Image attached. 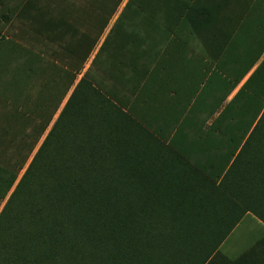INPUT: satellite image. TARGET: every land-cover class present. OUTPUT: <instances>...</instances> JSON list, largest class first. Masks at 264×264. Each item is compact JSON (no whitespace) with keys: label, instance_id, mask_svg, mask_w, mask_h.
<instances>
[{"label":"trees","instance_id":"trees-1","mask_svg":"<svg viewBox=\"0 0 264 264\" xmlns=\"http://www.w3.org/2000/svg\"><path fill=\"white\" fill-rule=\"evenodd\" d=\"M125 1L21 0L0 74V264H207L246 219L264 226V0ZM180 20L212 22L217 57L148 120L140 92Z\"/></svg>","mask_w":264,"mask_h":264},{"label":"crops","instance_id":"crops-1","mask_svg":"<svg viewBox=\"0 0 264 264\" xmlns=\"http://www.w3.org/2000/svg\"><path fill=\"white\" fill-rule=\"evenodd\" d=\"M220 1L196 0L200 7L210 11ZM20 6L21 0H0V74L9 72L11 59L19 57L14 52L19 51L16 45L21 44V23L16 17ZM262 15L264 18V8ZM161 38L165 50L161 64L158 65L156 57L145 91L140 92L147 103L139 113L148 120L163 119L164 112L159 109L162 100L170 105L185 104L200 84L198 75L212 71L209 70L212 69L211 60L210 67H204L202 59L217 57V30L212 22H170L163 28ZM13 66L16 71L20 70L19 60L14 61ZM249 223L246 219L238 225L207 264H264V226Z\"/></svg>","mask_w":264,"mask_h":264},{"label":"rangeland","instance_id":"rangeland-1","mask_svg":"<svg viewBox=\"0 0 264 264\" xmlns=\"http://www.w3.org/2000/svg\"><path fill=\"white\" fill-rule=\"evenodd\" d=\"M126 1H127V0H126ZM126 1H125V2H126ZM125 2H124V4L121 6V8H120V10H119L118 13H120L121 9L124 7ZM113 21H115V19H114ZM90 61H91V60H90ZM89 63H90V62H89ZM89 63L87 64L86 68L89 66ZM56 119H57V116L55 117V119H54V121L52 122L51 126L53 125V123L55 122Z\"/></svg>","mask_w":264,"mask_h":264}]
</instances>
